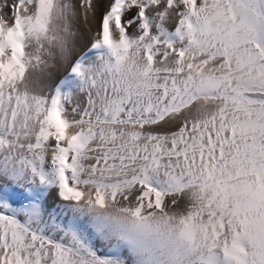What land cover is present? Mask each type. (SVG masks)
Listing matches in <instances>:
<instances>
[{"label": "snow or ice", "instance_id": "1", "mask_svg": "<svg viewBox=\"0 0 264 264\" xmlns=\"http://www.w3.org/2000/svg\"><path fill=\"white\" fill-rule=\"evenodd\" d=\"M0 264H264V0H0Z\"/></svg>", "mask_w": 264, "mask_h": 264}]
</instances>
